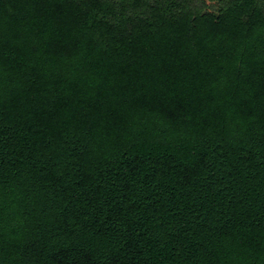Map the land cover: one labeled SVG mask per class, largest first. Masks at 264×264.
Instances as JSON below:
<instances>
[{"label":"trees","instance_id":"trees-1","mask_svg":"<svg viewBox=\"0 0 264 264\" xmlns=\"http://www.w3.org/2000/svg\"><path fill=\"white\" fill-rule=\"evenodd\" d=\"M0 264H264V0H0Z\"/></svg>","mask_w":264,"mask_h":264}]
</instances>
